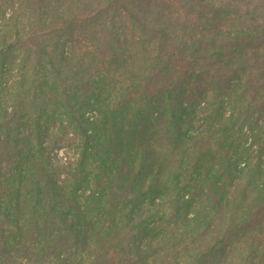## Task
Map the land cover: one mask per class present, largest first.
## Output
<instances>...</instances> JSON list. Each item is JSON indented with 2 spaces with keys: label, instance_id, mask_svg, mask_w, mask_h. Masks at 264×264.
<instances>
[{
  "label": "trees",
  "instance_id": "16d2710c",
  "mask_svg": "<svg viewBox=\"0 0 264 264\" xmlns=\"http://www.w3.org/2000/svg\"><path fill=\"white\" fill-rule=\"evenodd\" d=\"M0 264H264V0H0Z\"/></svg>",
  "mask_w": 264,
  "mask_h": 264
},
{
  "label": "rangeland",
  "instance_id": "374dc122",
  "mask_svg": "<svg viewBox=\"0 0 264 264\" xmlns=\"http://www.w3.org/2000/svg\"><path fill=\"white\" fill-rule=\"evenodd\" d=\"M89 115L90 117H94L96 114L95 112H92ZM76 158L77 150L70 147H66L65 149H55L52 152L51 161H53L55 165L66 162V165L70 166V163L75 162ZM73 167H75L74 164Z\"/></svg>",
  "mask_w": 264,
  "mask_h": 264
}]
</instances>
